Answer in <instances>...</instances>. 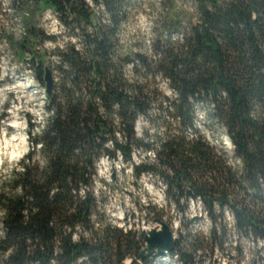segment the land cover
<instances>
[{"label":"trees","instance_id":"1","mask_svg":"<svg viewBox=\"0 0 264 264\" xmlns=\"http://www.w3.org/2000/svg\"><path fill=\"white\" fill-rule=\"evenodd\" d=\"M133 1L91 0L103 5V23L86 0H13L22 35L1 31L2 39L18 60L33 65L44 92L49 63L57 75L52 93L45 92L43 124L34 127L28 118V152L0 175V264H124L129 258L150 264V256L138 257L145 232L97 229L92 221L100 158L132 160L133 148L154 146L137 135L136 123L155 99L146 83L122 73L123 63L135 73L153 67L167 79L175 98L165 101L179 124L156 139L155 163L135 165L136 175L161 176L179 209L181 199H199L215 225L216 207L230 209L236 230L264 243V0H194L198 21L176 39L160 30L153 59L118 53V28ZM47 9L64 28L82 30V47H57L56 64L38 49L55 39L39 26ZM180 16L167 14L161 26L179 31ZM195 102L212 105L209 117L226 132L231 158L197 131ZM175 240L169 253L194 264L192 252ZM201 250L199 244L192 249Z\"/></svg>","mask_w":264,"mask_h":264},{"label":"rangeland","instance_id":"2","mask_svg":"<svg viewBox=\"0 0 264 264\" xmlns=\"http://www.w3.org/2000/svg\"><path fill=\"white\" fill-rule=\"evenodd\" d=\"M86 2L92 5L97 17L102 19L101 22L106 23L107 14L103 5H94L91 0ZM12 4L13 0H0V32L21 37L22 17L12 9ZM174 12H181L179 31L172 26H161L167 14L172 16ZM123 13L127 19L122 18L118 28V53L123 55L130 50L136 54H144L149 59H153V40L160 30L166 37L176 39L190 28L192 20L198 21L199 18L194 0H175L173 11L170 0H134ZM38 21L45 35L55 37L46 39L38 46L40 52L47 51V56L54 64L58 63L55 52L57 47L67 42L82 47V30L74 24L64 28L52 9H47ZM91 28L87 30L91 31ZM121 71L129 78L146 83L149 95L155 99L148 115L140 117L136 123L137 135H146V139L154 141V146L149 150L133 148L132 160L125 161L121 156L115 160H109L105 156L100 158L94 188V195L99 200L97 212L92 217L95 228L111 225L124 230L133 228L144 233L155 227L160 228L154 221L160 217L170 225L175 239L181 241L184 251L188 255L192 252L194 264H264V243L255 242L252 237L237 231L230 209L216 207L215 225L199 199L183 198L179 209L175 205V198L166 195V182L161 176L146 172L136 175L135 165L155 163L153 152L158 147L156 139L164 136L166 131L179 128L165 101V97L175 98V94L167 79L153 67L138 66V72L135 73L131 65L123 63ZM52 74L53 77L57 75L56 71H52ZM159 100L164 101L163 109L159 107ZM45 101V92L33 65L18 60L15 50L9 47L0 33V175L28 152V118H31V123H35L34 127L42 125ZM211 109L212 105L209 103L195 102L196 129L204 134L210 144L226 152L231 158V147L228 146L230 140L226 132L209 117ZM184 132L192 134L190 130ZM158 212L163 215H156ZM194 217L197 219H193ZM212 231L217 233L214 235ZM197 244L202 245L204 250L194 254L192 249ZM178 256L176 252L166 253L152 256L149 262L180 264ZM131 262L132 259L129 258L124 264Z\"/></svg>","mask_w":264,"mask_h":264},{"label":"water","instance_id":"3","mask_svg":"<svg viewBox=\"0 0 264 264\" xmlns=\"http://www.w3.org/2000/svg\"><path fill=\"white\" fill-rule=\"evenodd\" d=\"M52 63H49L44 69L45 92L51 94L54 77L52 76ZM154 221L160 225V228H152L144 233L145 246L139 252L138 257L144 259L145 256H160L171 252L175 247V237L168 225L163 219L155 218Z\"/></svg>","mask_w":264,"mask_h":264},{"label":"bare ground","instance_id":"4","mask_svg":"<svg viewBox=\"0 0 264 264\" xmlns=\"http://www.w3.org/2000/svg\"><path fill=\"white\" fill-rule=\"evenodd\" d=\"M45 98H46V96H45ZM228 145H229V143H228Z\"/></svg>","mask_w":264,"mask_h":264},{"label":"built area","instance_id":"5","mask_svg":"<svg viewBox=\"0 0 264 264\" xmlns=\"http://www.w3.org/2000/svg\"><path fill=\"white\" fill-rule=\"evenodd\" d=\"M200 201V200H199Z\"/></svg>","mask_w":264,"mask_h":264}]
</instances>
